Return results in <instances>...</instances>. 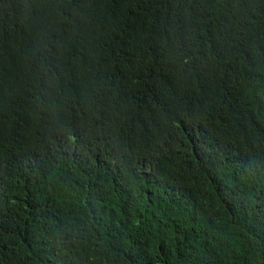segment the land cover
Returning <instances> with one entry per match:
<instances>
[{
	"label": "trees",
	"instance_id": "1",
	"mask_svg": "<svg viewBox=\"0 0 264 264\" xmlns=\"http://www.w3.org/2000/svg\"><path fill=\"white\" fill-rule=\"evenodd\" d=\"M0 264H264V0H0Z\"/></svg>",
	"mask_w": 264,
	"mask_h": 264
}]
</instances>
